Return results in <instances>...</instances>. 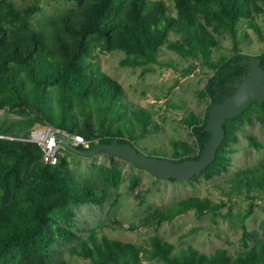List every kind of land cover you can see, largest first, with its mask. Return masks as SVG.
I'll return each mask as SVG.
<instances>
[{"label": "trees", "instance_id": "obj_1", "mask_svg": "<svg viewBox=\"0 0 264 264\" xmlns=\"http://www.w3.org/2000/svg\"><path fill=\"white\" fill-rule=\"evenodd\" d=\"M70 1L73 4L65 10L34 23L42 11L40 0L23 6L15 0H0V109L22 118L20 125L25 132L20 137H29L30 128L43 123L84 135L90 143L77 146L82 149L126 142L141 148L139 141L159 131L160 124L149 109L126 100L125 88L103 71L94 51L122 50L126 53L124 64L145 65L146 70H152L154 63H162L159 53L166 46L192 58L182 75L192 73L198 62L212 70L200 91L210 99L203 115L190 111L183 119L194 142L172 138L167 145L143 150L150 156L176 161L199 158L212 137L205 129L210 108L250 74L244 58L261 56L264 65V51L260 55L243 52L240 44L244 33L239 29L245 21L264 40L257 18L264 13V0H171L172 4L167 0ZM226 32L233 39L232 54L220 48L218 34ZM254 112L264 124V103L257 101L229 118L217 157L200 175L213 178L230 171L228 145L238 138L242 123L253 121ZM9 126L0 124V132L8 133ZM247 136L251 145L262 147L256 135ZM108 155L111 164L99 165V180L105 188L123 181L124 159ZM226 182L219 187L228 195L227 200L218 203L210 197L189 196L151 210L133 226L171 221L192 209L199 214H216L228 205L232 210L237 196L249 200L247 212L239 214L245 221L264 199V158L231 172ZM98 185L79 179L66 154L60 153L59 161L50 164L43 160L39 143L0 137V264H76L58 256L60 245L90 264H147V260L164 264H264V237L245 223V248L235 252L225 247L212 252L194 245L177 248L159 234L149 236L143 245L112 238L101 233L97 225L74 244L80 238L75 230V206L103 204L106 193Z\"/></svg>", "mask_w": 264, "mask_h": 264}, {"label": "rangeland", "instance_id": "obj_2", "mask_svg": "<svg viewBox=\"0 0 264 264\" xmlns=\"http://www.w3.org/2000/svg\"><path fill=\"white\" fill-rule=\"evenodd\" d=\"M18 6L31 4L36 0H15ZM172 4L171 0H167ZM42 11L37 13L34 23L43 21L47 15L65 10L73 4L70 0H40ZM258 22L264 29V13L258 15ZM240 32L244 33L241 40V49L249 55H260L264 51V40L257 31L247 22L239 25ZM221 41V51L233 53V39L226 32L218 34ZM96 60L103 71L117 79L127 92L126 100L149 109L153 118L160 124V130L139 141L142 152L147 153L154 146L167 145L172 138L194 142V135L190 126L183 119L190 111L203 115L210 97H203L201 90L205 87L212 70L202 62L190 74L182 75V69L188 68L192 58L162 48L159 55L161 62L153 64L152 70H146L145 65L132 66L124 64L125 52L122 50L103 51L95 49ZM152 66V65H151ZM249 109V108H248ZM252 122L242 123V129L237 131V139L230 141L228 148L232 156L229 172L207 178L200 173L185 180L172 178H157L151 172L140 168L130 161L124 160L123 181L116 187L105 188L99 180V165L111 164L108 153L82 155L61 145L60 152L68 156L70 167L81 180H90L99 184V190L106 193L104 203L80 204L75 206V230L80 239L86 238L90 229L97 225L101 233L112 238L124 241H133L147 245L149 236L159 234L173 242L177 248L194 245L203 251L212 252L218 247H225L231 252L245 248L243 242L244 223L249 229H254L260 237H264V199L259 201L251 215L244 221L240 212L245 214L249 206L246 197H235L234 207L230 210L223 205L216 214L208 212L199 214L189 210L178 215L171 221H164L148 227H134L146 213L157 207L166 206L189 196L210 197L220 203L227 200L219 184L227 183L228 174L239 168L260 161L264 158V124L253 113ZM19 115L12 114L6 109H0V124H10L8 134L22 136L25 132ZM48 128L55 129L43 123H37L30 128L31 134L44 133ZM60 129V128H59ZM252 133L262 142L261 148L250 144L248 134ZM145 149V150H143ZM136 176V178L134 177ZM123 223V227L121 226ZM253 243V241H251ZM69 258L74 263L89 261L80 254H72L67 246H58V256ZM147 264H164L159 260H147Z\"/></svg>", "mask_w": 264, "mask_h": 264}, {"label": "water", "instance_id": "obj_3", "mask_svg": "<svg viewBox=\"0 0 264 264\" xmlns=\"http://www.w3.org/2000/svg\"><path fill=\"white\" fill-rule=\"evenodd\" d=\"M244 66L250 67V74L244 77L223 101L217 102L210 108L206 130L212 132V137L205 143V149L199 158H188L176 161L169 158L150 156L140 151L130 142L100 143L95 147L82 149L72 145L59 136V141L82 155L95 154L101 150L130 161L151 172L157 178H175L185 180L207 168L215 158L222 142L226 138V123L229 118L240 115L244 110L257 101L264 103V65L262 57H245Z\"/></svg>", "mask_w": 264, "mask_h": 264}, {"label": "built area", "instance_id": "obj_4", "mask_svg": "<svg viewBox=\"0 0 264 264\" xmlns=\"http://www.w3.org/2000/svg\"><path fill=\"white\" fill-rule=\"evenodd\" d=\"M59 136L63 137L65 140L69 141L75 146L88 145L90 143V140H88L82 134L71 133L59 128H48V130H46L44 133L35 132L29 137H19L17 135L0 132L1 138L24 139L39 143L43 150V160L50 164H56L59 161V154L61 153L60 147L63 145L59 141Z\"/></svg>", "mask_w": 264, "mask_h": 264}, {"label": "flooded vegetation", "instance_id": "obj_5", "mask_svg": "<svg viewBox=\"0 0 264 264\" xmlns=\"http://www.w3.org/2000/svg\"><path fill=\"white\" fill-rule=\"evenodd\" d=\"M261 57V56H260Z\"/></svg>", "mask_w": 264, "mask_h": 264}]
</instances>
